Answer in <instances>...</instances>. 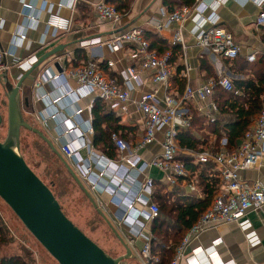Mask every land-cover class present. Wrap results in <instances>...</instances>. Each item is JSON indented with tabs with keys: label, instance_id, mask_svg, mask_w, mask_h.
I'll use <instances>...</instances> for the list:
<instances>
[{
	"label": "built area",
	"instance_id": "1",
	"mask_svg": "<svg viewBox=\"0 0 264 264\" xmlns=\"http://www.w3.org/2000/svg\"><path fill=\"white\" fill-rule=\"evenodd\" d=\"M203 0H194V4L190 7L184 6L172 12L166 13L170 19L179 23V27L172 33V43H179L181 50L185 48L180 27L184 20L188 18L192 11H195L197 16L198 31L195 33L197 43L225 59H233L240 54V46L234 41L233 35L226 28L217 24L216 16L209 14L205 19L201 12L205 9ZM44 6V5H43ZM25 18L29 21L33 19V14L29 10L31 5L22 2ZM96 14L100 20L118 24L123 16L115 7L108 4L105 0H99L94 5ZM208 26H204V23ZM35 22H30L32 27ZM257 26L264 25V10H261L256 18ZM157 26L159 23L157 22ZM47 27L54 30L59 28L56 23L47 21ZM19 33L16 39H23L25 36ZM103 43L99 38L82 40L79 45L89 47L90 45ZM105 45L112 51H117L123 47L125 43H130L132 46L129 53L131 58L138 59V67L134 65L126 66L121 71V80L117 78L106 77L100 69L98 61L87 59L85 62L77 66L64 67L58 73H50L45 71L40 77L42 81H51L58 88L56 96L51 99L53 104L59 103L61 100L69 96L78 99L79 97L92 94L93 97L103 101L106 109L112 112L120 119L128 116L129 106L133 105L136 110L142 114L143 134L135 147L131 149L128 143L119 136L118 132L110 134V140L117 153L113 160H107L104 164L105 168L109 169L112 177L108 184H100L99 176L103 174L101 169L95 174L93 168L96 167L93 150L84 140V135L92 134L91 118L81 124L82 129L76 131V124L70 118H65L62 112L57 110L45 113V116L40 117L43 123L50 119L55 120L56 117L62 115L65 122V128L59 132V138H64L60 141V152L65 160L69 163L81 181L87 184V189L91 194L99 192L101 189H109L111 193L118 197L123 206L121 207L120 217L117 221L118 227L127 224L130 227L133 237L131 240H126L132 248L134 255L140 260L141 264H150L152 260L157 261V257L150 252V243L152 232L142 223L138 217L143 216L147 220H151L158 213V205L152 200L154 190V179L151 176H146L143 181L137 183L134 187V192L130 188L122 189V178L126 179V173L129 169H135L137 172H143L148 167H154L163 172L164 182L167 185H175L180 179L185 181L192 190H195L197 185L196 174L191 173L181 160V156H187L193 165L200 167L208 166L210 171H217L221 179V190L217 193L212 201L211 206L203 212L197 221L189 228L183 236L181 243L176 247L173 259L170 264H201L198 260V255L203 252V247H190L191 242L204 230L216 226L221 223L235 222L242 219L250 210L260 209L264 206V184L259 180L244 179L241 177V172L249 169H257L264 167V98L262 99L259 113L251 124L249 129L241 138L239 144L233 150L226 148V138L222 137L220 148L217 151L198 150L191 147H181L177 138L178 133L182 129L190 128L192 114L190 104L194 101L198 102L195 106L197 113L213 122L216 119L218 107L212 99L214 87L220 86L226 91H232L234 94H240V90L234 88L229 76L219 75L217 79L209 78L206 82L192 87L185 83L181 94L172 95L169 88L171 87L172 69L169 64L171 52L167 51L163 55H158L154 50L149 49V44L143 35V30L140 27H132L126 30H120L107 41ZM249 62L256 59L254 53L246 55ZM37 57L33 54L18 59L16 65L23 71L29 69L35 63ZM106 65L110 66L114 62L112 60L105 61ZM184 67L187 71L189 66L184 61ZM5 68L3 62V52L0 47V71ZM153 69L151 81L160 84L163 87V93L159 98L157 89L150 91H142L137 97H133L132 93L138 83V70ZM186 73L184 76L186 77ZM72 78L75 80L77 87L71 89L66 84V79ZM36 82V80H35ZM34 82V84H35ZM39 84V81H37ZM45 93L41 97L45 98ZM91 98L87 104V109L92 108L94 98ZM83 109L78 108L70 113L72 118L77 119ZM163 140L161 142V152L148 162L143 161L136 153V148H142L152 143L156 133L161 131ZM70 134L74 138H70ZM69 137L70 139H66ZM85 148L88 156L83 158L79 151ZM120 172V173H118ZM212 173V172H211ZM117 174L120 178L117 177ZM96 200V196L94 198ZM97 201V200H96ZM135 202L147 206V211H138L134 204ZM116 227V226H115ZM136 237L143 238L139 248H136ZM221 241L220 238L215 239L213 244L216 245ZM135 244V245H134ZM206 259L209 264H224L218 257L216 250L205 252Z\"/></svg>",
	"mask_w": 264,
	"mask_h": 264
},
{
	"label": "crops",
	"instance_id": "2",
	"mask_svg": "<svg viewBox=\"0 0 264 264\" xmlns=\"http://www.w3.org/2000/svg\"><path fill=\"white\" fill-rule=\"evenodd\" d=\"M97 1L99 0H0V47L3 52L5 69L14 70L17 73L18 71L22 72L23 70L16 65L18 59H23L31 54L38 59L45 51L56 45H64L62 51L37 66L32 72L36 76L34 81L26 80L19 90L22 115H27L31 122L29 123L28 119H24L32 126L34 122L39 124L46 131L47 137L49 139L52 138L59 146V151L60 141L64 140L63 137L59 138V132L66 126L63 116L59 115L55 120L50 119L45 123L40 120V117L45 116L46 112L54 109L62 112L65 118H70L76 124L77 129L74 133L77 134L78 130L82 129L81 124L78 123L91 118L92 125V109L88 110L87 104L94 95L88 94L78 99L69 96L59 103L53 104L51 99L56 96V92H58L56 88L58 86L51 81H42L40 79L45 71L58 73L64 67L77 66L87 59H93L98 61V63L112 60L114 63L110 66L106 65V68L110 71H108L109 74H113L112 77L121 80V71L126 66L134 65L138 67V59L131 58L129 55L133 45L125 43L121 49L112 51L104 42L109 40L114 33L132 27H140L143 31L155 32L165 39L168 44L179 45L181 49L179 43L174 44L171 40L172 33L179 27V23L166 15V13L184 7L179 0H132L129 12L123 15L116 25L98 18L94 7ZM22 2L31 5L29 11L32 12L33 19L30 21L28 17H24L26 15L23 13ZM200 6H205V9L201 12L203 18L206 19L209 14L215 15L217 24L232 33L234 41L241 48L239 57L247 61L246 55L254 53L256 59L253 62L247 61L251 65L264 58V43L262 41L264 25L257 26L255 24L257 14L264 10V0H203V4ZM197 19L195 11H192L191 15L184 20L180 27L185 48L170 63L172 69L171 77L174 76L179 66L180 70L178 73L184 79V86L185 83L190 84L192 87L201 85L207 79L212 78V76H207L205 68L202 67L201 61L202 58H205L214 76L226 75L231 80L235 78L243 79L240 72H235L231 69L227 60L197 43L195 38V33L198 31ZM47 21L58 24L59 28L56 30L51 27L48 28ZM30 22H35L32 27L29 25ZM157 22L159 26H157ZM208 25L207 22L204 23V26ZM24 30V38L21 40L16 39V35L23 33ZM92 38H99L103 43L93 44L85 48L79 45L80 41ZM184 61L189 66L187 71L184 67ZM153 72V69L138 70L137 75L140 83L136 85L132 93L133 97H137L142 91L153 89H157V96L161 97L163 87L151 81ZM184 73L187 74L186 77ZM249 77V75L246 76V78ZM37 81H39V84H37ZM66 85L71 89L77 87L75 80L72 78L66 79ZM169 90L172 95H179L182 92L178 93L172 81ZM0 91L3 92L5 97V91L1 86ZM44 93L47 95L45 98L41 97ZM93 98L95 99V97ZM193 103L190 105L193 108L198 106L197 101ZM78 108L83 109L79 116V122L70 116V113ZM128 110L130 112L128 116L119 118V124H121L122 128L118 131V134L133 149L143 134V121L141 112L136 110L133 105H130ZM92 129V134L87 133L84 135V140L88 141L94 153L92 159L96 164V167L93 168L95 174L101 169L104 171L99 176V183L102 185L108 184L112 173L105 168L104 164L107 163L108 159L113 160L117 153L112 144L110 149L108 147L104 148V144L98 140L95 142L93 126ZM69 136L71 139L74 138L72 134ZM67 138L70 139L69 137ZM162 140L163 133L161 130L156 133L152 143L139 149L136 148L135 151L143 161L148 162L160 154ZM79 154L83 158L88 156L85 148H81ZM146 176H151L154 179V183L164 182V174L157 168L148 167L143 172L129 169L126 173V179L122 178V189L127 187L131 189V192H134L135 185L143 181ZM117 177L120 178L118 174ZM241 177L244 179H256L264 184V167L242 171ZM83 184L88 188L85 182ZM167 188L170 192L179 195L203 196L198 184L195 190H192L185 181L180 179L175 185H167ZM75 189L80 194L83 193L77 184L74 191ZM95 196L98 207L103 211L107 219L116 226V229L125 240H131L134 236L130 227L127 224L118 227L117 224L121 207L123 206L118 197L111 193L109 189H101L99 192H94L93 197L95 198ZM152 200L156 203L153 197ZM134 207L138 211L142 210L145 212L148 210L147 206H143L138 202H135ZM99 218L102 225L107 226L100 216ZM138 219L151 231V220H147L140 215ZM139 238L136 237L135 244H138L137 240ZM218 238L221 241L214 245L213 241ZM139 245H141L140 241ZM190 245V247H203L204 251L198 255V260L201 264H209L205 252L212 250H216L218 257L224 264H264V206L260 209L248 211L239 221L221 223L204 230ZM136 246L138 247V245Z\"/></svg>",
	"mask_w": 264,
	"mask_h": 264
},
{
	"label": "trees",
	"instance_id": "3",
	"mask_svg": "<svg viewBox=\"0 0 264 264\" xmlns=\"http://www.w3.org/2000/svg\"><path fill=\"white\" fill-rule=\"evenodd\" d=\"M179 1L184 6H191L194 2V0ZM106 2L113 5L122 15H126L132 0H106ZM143 35L149 44V49L154 50L158 55H163L167 51L171 52L169 64L179 56L181 51L179 45L168 44L157 33L149 30H144ZM262 41L264 43V35ZM225 60L230 63L232 70L240 72L243 76V79L231 80L234 88L240 90V94L226 91L217 85L214 87L212 99L218 107V112L213 122L200 116L195 108L190 106L192 114L190 128L182 129L177 135L181 147L217 151L220 148L222 137H225L226 148L233 150L256 119L264 98V58L252 65L239 56ZM201 63L207 72V76L217 79L205 58H202ZM99 66L106 77L112 78L113 74H109L110 71L106 68L105 62L99 63ZM179 70L180 67L178 66L176 73L170 79L178 93L182 91L184 86V79L179 76ZM247 75L250 77L246 78ZM91 109L92 126L95 131L94 140L104 144V148L111 149L110 134L118 132L122 128L119 124V117L107 111L103 101L99 98L94 99ZM206 130L210 132L205 133ZM48 151L50 150L48 149ZM53 155L52 151L46 153L47 157L52 156L53 158ZM181 160L185 162L186 168L191 173L196 174L197 184L203 196L179 195L170 192L166 182L155 183L152 197L156 200L159 210L157 215L151 219L150 252L157 257V261L152 260L150 264H170L173 252L182 237L199 216L211 206L214 196L221 190L222 182L217 171H210L208 166L193 165L191 160L184 155L181 156ZM53 165V168L48 167L46 174H49L56 181H65V184L70 188L68 193L72 192L76 183L56 155L53 159ZM54 179L51 180L52 184L55 182ZM65 184L60 183V186ZM48 187L57 197L50 184ZM65 192L61 189L59 191L60 196L64 195ZM81 197L88 201L84 193L81 194ZM94 214L99 218L96 212ZM11 241H13L12 232L0 215V264H31L29 253L26 256L19 253H2L1 250Z\"/></svg>",
	"mask_w": 264,
	"mask_h": 264
},
{
	"label": "water",
	"instance_id": "4",
	"mask_svg": "<svg viewBox=\"0 0 264 264\" xmlns=\"http://www.w3.org/2000/svg\"><path fill=\"white\" fill-rule=\"evenodd\" d=\"M63 48L64 45H56L45 51L25 71L17 73L7 68L0 71V86L4 89L6 98L7 124L5 138L0 140V198L58 264H120L123 259L134 255L132 248L98 207L93 195L52 141L40 129L30 125L22 115L20 88L26 80L34 81L36 76L32 72L37 66ZM22 128L40 137L60 159L94 211L105 221L122 245V255L111 256L64 214L51 189L29 167L20 153Z\"/></svg>",
	"mask_w": 264,
	"mask_h": 264
},
{
	"label": "rangeland",
	"instance_id": "5",
	"mask_svg": "<svg viewBox=\"0 0 264 264\" xmlns=\"http://www.w3.org/2000/svg\"><path fill=\"white\" fill-rule=\"evenodd\" d=\"M0 115V140H3L6 135L7 124L6 98L4 97L2 91H0ZM23 117L28 119L29 123L31 122L27 115L24 114ZM33 126H37L38 129H40L44 135L47 136L46 131L39 124L34 122ZM204 132L208 133L210 131L206 130ZM35 135L33 132L24 128H22L20 131V153L22 154L26 163L43 180V182H45L47 185H51L64 213L79 229H81L90 239L97 243L111 256L117 257L122 255L124 253L122 245L113 235L109 227L102 225L100 219L95 216V211H93L91 208L90 203L87 200L85 201L76 189L75 191L73 189L72 192L68 193L70 188L65 184V181H56L49 174H46L48 167H54L53 159H55V154L53 155V158L52 156L47 157L46 153L50 152L51 150L49 147H47L48 145L41 140L40 137L37 138ZM50 140L59 150V146L53 141V139L50 138ZM48 149L50 151H48ZM53 179L55 181L54 184L51 183V180ZM60 183L65 185L60 186ZM61 189L66 191L62 196L59 194ZM0 215L4 222H7L9 225L13 235V241H11L4 249L1 250L2 253H19L24 256L29 253L31 264H58L54 258L50 256L48 252L38 243V241L28 232L17 216L1 198ZM139 241L142 243L143 238L140 237L139 240H137L138 244L136 243V245H138V247L140 246ZM181 241L182 239L180 240L179 244ZM138 247L136 246V248ZM174 254L175 251L173 252L171 260L173 259ZM120 264H141V262L135 255H133L132 257L123 259Z\"/></svg>",
	"mask_w": 264,
	"mask_h": 264
}]
</instances>
